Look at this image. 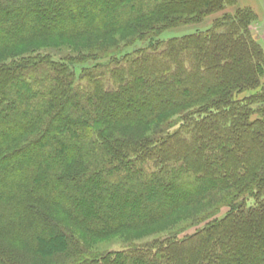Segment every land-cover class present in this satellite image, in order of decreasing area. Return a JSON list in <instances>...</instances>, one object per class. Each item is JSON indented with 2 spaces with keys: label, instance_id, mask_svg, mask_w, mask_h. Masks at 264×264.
<instances>
[{
  "label": "trees",
  "instance_id": "16d2710c",
  "mask_svg": "<svg viewBox=\"0 0 264 264\" xmlns=\"http://www.w3.org/2000/svg\"><path fill=\"white\" fill-rule=\"evenodd\" d=\"M234 1L0 0V61L11 58L0 64V264L251 259L233 250L229 235L264 225V50L253 31L256 17L237 8L204 31L151 37L170 28L172 16L199 22ZM132 26L133 42L145 45L122 56L21 52L83 37L90 45L88 36L104 39ZM228 190L240 199L223 216L181 232L195 227L191 234L100 253L49 215L102 241L159 226ZM238 239L239 248L249 243L245 233ZM256 251L252 264H264V248Z\"/></svg>",
  "mask_w": 264,
  "mask_h": 264
},
{
  "label": "rangeland",
  "instance_id": "374dc122",
  "mask_svg": "<svg viewBox=\"0 0 264 264\" xmlns=\"http://www.w3.org/2000/svg\"><path fill=\"white\" fill-rule=\"evenodd\" d=\"M231 6H223L220 12H214L212 14L206 15L204 17H201L199 19V22H193L192 16L188 15L187 17H183L180 19H175L173 16L171 17L173 21L172 26L166 30H164L161 33L158 34H152L151 37H153L154 40H161L166 41L171 38H179L185 35L193 34L199 31L206 30L216 19L220 18L222 13H228V15H233L237 8H248L250 9L255 17L256 22L253 26V31L256 33V38L258 40V43L264 50V0H235L234 3L230 4ZM132 28L135 27H129L128 29L118 31V32H111L105 35L104 39H98L95 36H88L92 37V41H90V45H87L86 40H83L87 37L80 38L82 41H73L70 42L68 40H64L62 42L58 41H50L48 43L42 44H34L26 49H23L21 52L26 53V55H30L31 52L34 50V54H40V55H50L53 58H62V57H94L99 55L98 59H102L106 57V55L102 56L103 54H112L117 53L120 51L121 56L125 53L132 52L135 48H138L140 46H143L145 44L141 42L134 43L133 38L135 34H133L131 31ZM100 37V36H99ZM56 39V38H51ZM148 43V41H147ZM33 47V48H31ZM11 58H6L4 61H0V64L2 63H9ZM97 59V58H96ZM97 59V60H98ZM88 62H93L92 60H88ZM81 67H76V76L78 77L80 75ZM141 72V71H139ZM264 81V78H263ZM175 88H177V85H174ZM84 94V93H82ZM81 95V94H80ZM83 98V95L80 96ZM239 95L236 97L238 98ZM75 118H80V116L75 113ZM73 118V116H72ZM176 117H173L175 119ZM119 128V127H114ZM118 130L124 131L125 134H140V132L129 130L127 128H119ZM148 132L146 131L145 134ZM144 134V132H143ZM141 134V135H143ZM230 149L234 148L231 144L227 145ZM238 148H241V144L238 145ZM210 160V158H209ZM208 161V158L205 161H202L203 164H206ZM211 163V161H210ZM105 174H103L104 176ZM147 175V174H146ZM162 182H169L171 175H162ZM131 185L133 191H137L135 186L133 184H127ZM182 185V184H180ZM194 187V186H193ZM184 191H188V187L182 188ZM232 194V191H223L217 194L216 196L209 199V201L206 202H200V204L196 205H189L187 207L182 208L179 211H176L174 214L170 215L168 218L161 221L159 226H155L154 228L148 229L146 231H141L142 228L138 231L139 233H131L126 230V232L120 233L117 236L108 238L106 240H96L91 239L87 237L86 233L82 230H80L75 225H71L69 221H67L66 218L61 216L60 214H54L52 211L49 212V215L52 219H54L56 222H58L60 225H63V227L72 234L79 243L90 250L93 253H100L105 252L108 250H118L119 248L126 247L130 243L134 244H143L145 242H150L154 240L155 238L167 236V235H175L179 234L178 237L184 236L186 234H191L195 231V227H192L188 229L186 232L181 233L183 230L190 226H195L196 224L202 225V221L207 219L205 222L211 221L215 218H219L223 216L228 211V205L233 202L237 201L239 198H229ZM229 198V200H228ZM145 205H148L149 202H144ZM247 204L250 206L253 204L252 201L248 200ZM142 206V205H140ZM219 208V210H218ZM115 209V208H114ZM108 211L110 209H107ZM204 222V223H205ZM199 225V226H200ZM245 228L247 230H243L242 228H239V230L235 229V235H229L230 240L235 242V245H233V250H236L237 254L245 253L250 257L251 259L245 260L242 259V264H252V261H256L254 255L259 254L258 251H256L258 248H264V225L261 224H248ZM240 233H245L247 236H249V243L239 248L238 244V237ZM261 237V240L258 239V237ZM228 239V238H227ZM235 247V249H234ZM212 254L215 255V251L213 250L211 253L207 252L208 258L212 257ZM255 255V256H257ZM260 257V256H257ZM182 258H184L182 256ZM33 260V259H32ZM207 262L206 264H209Z\"/></svg>",
  "mask_w": 264,
  "mask_h": 264
},
{
  "label": "crops",
  "instance_id": "0c3cea01",
  "mask_svg": "<svg viewBox=\"0 0 264 264\" xmlns=\"http://www.w3.org/2000/svg\"><path fill=\"white\" fill-rule=\"evenodd\" d=\"M245 8V7H244Z\"/></svg>",
  "mask_w": 264,
  "mask_h": 264
}]
</instances>
